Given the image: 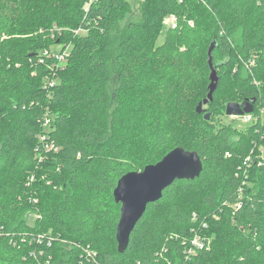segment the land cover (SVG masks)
Listing matches in <instances>:
<instances>
[{
  "label": "trees",
  "instance_id": "1",
  "mask_svg": "<svg viewBox=\"0 0 264 264\" xmlns=\"http://www.w3.org/2000/svg\"><path fill=\"white\" fill-rule=\"evenodd\" d=\"M126 4L0 0V264H264V0H143L111 61ZM70 43L63 60L50 51ZM244 101L247 129L216 125ZM178 147L201 175L148 205L120 254L118 181ZM195 238L209 247L190 253Z\"/></svg>",
  "mask_w": 264,
  "mask_h": 264
},
{
  "label": "water",
  "instance_id": "2",
  "mask_svg": "<svg viewBox=\"0 0 264 264\" xmlns=\"http://www.w3.org/2000/svg\"><path fill=\"white\" fill-rule=\"evenodd\" d=\"M215 43L209 48L210 84L207 97L197 106V113L205 114L210 120L211 114L205 106L214 100V93L219 87L220 78L213 65L212 52ZM255 101L243 103H229L226 115L242 117L252 114ZM203 171L201 157L196 152L186 151L181 147L170 151L161 161L148 165L141 172H130L124 175L114 190V199L121 204V216L116 229L118 252L123 254L130 242V237L138 222L146 213L150 204L162 199L163 192L177 180H194Z\"/></svg>",
  "mask_w": 264,
  "mask_h": 264
},
{
  "label": "rangeland",
  "instance_id": "3",
  "mask_svg": "<svg viewBox=\"0 0 264 264\" xmlns=\"http://www.w3.org/2000/svg\"><path fill=\"white\" fill-rule=\"evenodd\" d=\"M93 2V0H91ZM124 2H126V6L128 7L124 12L120 11L118 16H117V22H116V26L114 28V30L112 31L111 35H110V39L108 41V44L106 45L108 47V51L110 54V58L111 61H114L116 55H117V51H118V40H120L121 36L123 35L126 27L129 25V23H131V21H137L140 19L141 17V8L140 5L141 3H143V0H124ZM167 18H165L164 23H163V29H162V34L157 42V45H161L164 43V41L166 40V33L167 31L171 28L170 24L167 21ZM83 33H86V31L83 32V30L78 29L75 32V35H84ZM72 46V44H67L64 46L61 45H57L54 44L50 51H52L54 53V55H59L61 56V59L63 60L64 57V53L69 54L70 51V47ZM254 76L256 78L257 74L255 73ZM253 76L254 79V83H255V77ZM233 82L234 79H231ZM258 81V80H257ZM259 82V81H258ZM234 86L235 84H233L232 82H230L228 85H222L221 88L219 89L218 93H217V98H218V102L219 104H221V106L226 105L229 101V99H231L230 93L234 92ZM235 97H239L241 100L246 96H244V91H240L237 90L235 93ZM233 98V97H232ZM243 103V102H241ZM207 107V106H205ZM216 125H232L235 128H238L240 130H245L247 129V127L250 125V121H246L245 117H236V116H228L226 115V109H225V114H222L220 116H217L215 119ZM33 219V218H32ZM30 218H28V222L29 220H31L34 223V219L32 220ZM31 222V224H32Z\"/></svg>",
  "mask_w": 264,
  "mask_h": 264
},
{
  "label": "built area",
  "instance_id": "4",
  "mask_svg": "<svg viewBox=\"0 0 264 264\" xmlns=\"http://www.w3.org/2000/svg\"><path fill=\"white\" fill-rule=\"evenodd\" d=\"M96 1L97 0H93V2H96ZM167 21L170 24V27H175L176 26L177 19H176L175 16H169L167 18ZM244 117H245V120L246 121H251L252 120V116L251 115H245ZM45 123L46 124H49L50 123L49 119H46ZM192 243H193V246L194 247L192 249H190V253H193L194 252L193 250L195 249V247H198L200 249L207 248V245L209 247L210 240L202 241V240H200V238H195Z\"/></svg>",
  "mask_w": 264,
  "mask_h": 264
}]
</instances>
